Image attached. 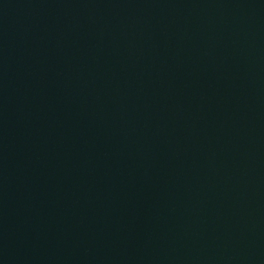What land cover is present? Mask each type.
<instances>
[{
	"label": "water",
	"instance_id": "1",
	"mask_svg": "<svg viewBox=\"0 0 264 264\" xmlns=\"http://www.w3.org/2000/svg\"><path fill=\"white\" fill-rule=\"evenodd\" d=\"M0 264H264V0H0Z\"/></svg>",
	"mask_w": 264,
	"mask_h": 264
}]
</instances>
